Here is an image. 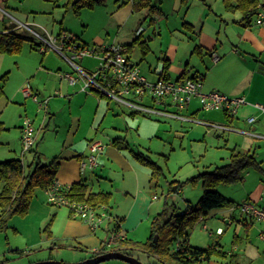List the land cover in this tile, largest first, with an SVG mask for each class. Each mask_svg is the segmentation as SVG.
Masks as SVG:
<instances>
[{
  "label": "crops",
  "instance_id": "obj_1",
  "mask_svg": "<svg viewBox=\"0 0 264 264\" xmlns=\"http://www.w3.org/2000/svg\"><path fill=\"white\" fill-rule=\"evenodd\" d=\"M62 1L58 0L54 4L46 0H0V33L15 32L31 39L24 41L20 52L16 54L0 53V78L5 77V82L3 83L0 79V162L18 159L22 161L25 171H29L35 166L37 157L40 163H42L41 159L45 158V163L43 162L42 164H46L53 158H57L59 166L56 173V181L60 185L70 186L74 183L83 182L87 186L88 192L109 194L110 200L113 197L112 190L116 188V208L112 210L109 200L107 207L111 219L107 220L100 229L91 231L83 222L71 218L68 209L59 208L60 210L55 212L49 208L46 202L45 192L35 188L27 215L23 219L15 217L10 219L7 229L23 232L27 244L30 247L36 246L42 240L40 237V229L43 223L48 221L52 215L53 219H55L54 221L58 220V222L56 226L49 229L50 237H46L49 243L53 244V241L60 240L73 241L78 245V248L83 247L89 253H93L108 241L115 220L120 222L118 230L124 233L126 240L134 241L133 237L136 235L137 227L152 216L154 212H158L159 210V204L156 203L158 197H156L152 190H154L156 184L164 176L162 167L149 157L148 152L150 153V148L147 149L148 152H143L135 149L127 141V130L122 124H118L115 128H113L112 124L108 125L109 127L104 126L109 106L104 99L108 101L111 99L105 95H101L100 97L94 91H91L92 94L82 92L80 90V82L70 85L66 79L60 77L65 73L72 74L73 76L76 74L77 77V73L70 64L51 48H45L44 51H41L40 44L27 32L15 29V22L28 24L42 35L45 34V31L55 37L61 34L67 35L69 37L68 45L89 47L82 40V34L76 35V33L69 31V28L62 27V23H59L60 27L58 30H54L52 27L49 29L41 22L44 15L53 16L55 9L61 6L67 9L70 8L72 11L71 6L68 5V0H65V3H62ZM150 1L157 8V13L154 16H147L145 11L137 13L141 14V19L148 20L149 25L156 26L157 34L162 38L163 36L165 37V48H168L170 41H167L169 36L166 28L168 19L163 18L165 17L163 9L166 6H170L169 10L173 14L180 15L181 30L187 32L186 35L181 34L182 36L178 37V39L183 43H185L184 39L194 43V48H199L195 54L199 57L206 55L210 59L208 67H204L203 70L202 68L196 70L195 68L187 66L182 74L185 73L187 77L194 74L203 75V81H205L203 82L204 92L216 91L229 98L244 97L248 103H264V77L260 76L261 72L258 71L257 65L248 58L240 56L234 45V49L230 54L221 57L216 55L218 48H222L220 35L223 34V37H227L226 30L229 28L237 29L236 35L241 37L240 39L238 38V46L245 44L247 40L255 43L249 32L255 18L249 27L243 26L241 23V13L237 10H226L224 0ZM105 2L106 0L104 1V5L96 6L93 9L83 8L76 16H79L81 11L85 9L94 11L97 7H105ZM230 4L232 6L237 5L234 0ZM259 5H264V0L259 1ZM115 7L111 12L112 24L117 27H124L132 13H136L133 11V1L115 0ZM184 24L190 27H184ZM142 33L138 34L137 30L135 40L139 39L145 42L141 39ZM90 40L94 42V48L108 45L99 34L93 36ZM25 44L28 45L26 48ZM120 45L127 47L128 55L131 59L132 45L129 43ZM180 46L178 45L179 48ZM49 49L56 56H51V53L48 52ZM215 59L216 61H214ZM88 61L89 64L87 65L86 63L85 68H81L78 65V63ZM165 61L167 63L164 64L165 67H163V70H160L157 74L155 70L153 71V74L156 75L154 81L160 77L169 78L166 70V65L169 64L167 57L164 58ZM97 62L98 60L96 58H84L78 60L77 65L87 72H93L96 69ZM229 75H231L230 78L228 77ZM24 85H28L30 92L40 100H47L45 109L37 110L33 100L23 96L21 88ZM81 99L84 101L83 103H88L89 101L94 103L88 109L91 111V117L86 120L80 116L82 106L76 103L77 100ZM94 106L95 110L93 111ZM184 114L210 123L231 126L234 131L227 132V134H212L206 131L203 126H192V124L179 120L161 119L162 122L157 120L158 124L150 127V131L153 128L156 133L155 138L160 143L164 142L162 144V153L166 148L167 150L170 148V153H173L178 147L187 153V156L190 158L197 153L201 155L204 149L200 148V146H207L209 139L213 136L215 139H226L224 148L229 152L228 157L225 158L226 161L222 165L215 167L227 165L231 152L234 150L235 152L252 154L256 161L260 163V168L264 171V156L262 157L264 154L259 151L262 145H264V115L259 114L251 106L246 105L239 109L234 119H230L225 116L223 111H202L197 99L191 102ZM129 116L134 117L137 114L129 111ZM249 117L256 118L253 124L247 122ZM25 119H30L35 128V146L31 152H28L31 153L29 154V159H27L26 153L22 152L21 145L22 125ZM116 120H120V117L118 116ZM123 122H126V120L123 119ZM104 128L108 130V133H106ZM99 131H101V136H105L101 138L105 142L95 139L100 135ZM114 131L115 135L112 134ZM161 133L167 134L174 141H164L162 137H158ZM116 140H124L128 144L129 150H121L114 146L112 143ZM91 141H102L105 145L104 150L97 156L96 168L86 170L82 173L80 171V161L88 156L89 143ZM48 144H53L55 148L51 157H49L47 151ZM162 153L161 156H164L163 158L166 160L168 156H171L170 154L165 156ZM136 154L148 157L160 168L161 176L157 180H152V170L140 163L135 157ZM156 155L160 154L156 153ZM141 167L148 168V172ZM213 168L204 172H210ZM249 169H246L242 173H246L247 178L252 176V174H248ZM255 170L262 178L260 176H253V189L247 192L246 199H243L241 202H248L256 207L263 208L264 177L260 171ZM175 185L176 188L173 191L178 192L181 186H179V183ZM192 191L188 194L191 195L192 199H187L185 195L183 197L185 203L188 204L187 206H195L199 201L203 193L202 181H195ZM220 194L239 205L229 195H226L224 191L220 192ZM193 198L197 200L195 204L191 203L193 202ZM165 206H168L167 202L164 203ZM61 209H66V212H63ZM210 213H212L210 217L216 219L219 216L220 219L218 221L215 220L214 231L209 235L221 237L227 233V230L233 228L232 244L230 251H227L228 253L236 254L242 264H250L253 262L256 264H264L263 221L254 220L240 212H235L232 208L214 209L200 221L204 222ZM217 230H221V234H216ZM215 245L221 247L219 243H215ZM84 254L85 257H80V259L74 262H81L88 259L89 254L87 252ZM61 260L63 261V259Z\"/></svg>",
  "mask_w": 264,
  "mask_h": 264
},
{
  "label": "rangeland",
  "instance_id": "obj_2",
  "mask_svg": "<svg viewBox=\"0 0 264 264\" xmlns=\"http://www.w3.org/2000/svg\"><path fill=\"white\" fill-rule=\"evenodd\" d=\"M62 3H65V0H63ZM167 5H169V3H167ZM115 8V0H106L105 7H97L94 11L85 9L81 11V14L79 16H76L74 15V13H72L70 8L67 9L61 6L58 9H55V13L53 14V16L44 15L41 22L44 23L49 29H51L50 27H52L54 30H58L60 27L59 23H62V27L69 28V31L76 33V35L82 34V40L84 41V43L88 44L89 48L91 49L94 47V42L90 39H92V37L97 34L102 36L105 43L108 44L106 46L129 43L130 45H132L131 60L135 64H138L140 71L148 78V80L151 81H154L156 79V75L153 74V71L155 70L157 74L160 72V70H163V67H165V57H167V59L169 60V64L166 65V70L167 76L170 80H176L182 74L184 69L187 68V66L190 68H195L196 70H199L200 68H202L203 70L204 67H208L210 60L208 56L205 55L199 57L197 54L193 53L194 43L189 42L185 39V43H183L178 39V37L186 35L187 32L181 30V18L179 19L180 15L178 16L176 13L173 14V12L169 10L170 6H166L165 9H163V13L165 15V17L163 18L168 19L166 28L167 34L169 35L167 41H170V45L168 46V48L166 47L167 49L165 48L164 43L165 37L163 36L162 38L159 34H157V30L155 29L156 26L149 25V21L144 20V18L141 19V14L139 13H132V15L130 14L131 17L124 27H117L113 25L111 21V12ZM254 21L255 20H253L252 27L249 29V32L251 33L255 43H252L249 40H244L246 43L238 46V38L240 39L241 37H238L236 35L237 29L229 28L226 30L227 37H223V34L220 35L222 48H218L216 55L218 57H221L223 55L230 54L234 49V45L239 55L248 58L249 60H251V62L256 64L258 67V71L261 72L260 76L264 77V26L255 25ZM140 27L142 29H145V31H143L142 33L143 35L141 38L146 42L148 49L145 55L142 54L139 45L134 44L136 31L139 30L138 28ZM178 45H181L180 48L178 47ZM27 46L28 45L25 44V48ZM48 52L51 53V56H56V54L52 50L49 49ZM86 63L88 65L89 61L85 63H78V65L81 68H85ZM63 64L65 63L63 62ZM65 66L67 65L65 64ZM97 67L98 62L96 68ZM74 77H76V74H74ZM228 77L230 78L231 75H229ZM84 93L92 94L91 91H86ZM104 101L109 104L108 114L104 122V126L109 127L108 125L112 124L113 128H115L118 126V124H122L123 127H125V129L127 130V141L132 144L135 149H139L143 152H148L147 149L150 148V153L148 152L149 157L153 161L157 162L163 169L164 178H161L159 183L154 187V190H152L154 191L153 193L156 195V197H158V201L156 203L159 204V210L158 212H154L152 216L143 221L142 224L137 227L136 235L133 237L134 241L146 243L150 235V223L152 221V218L154 217V215H157V213L162 211L165 202H167V207H171L174 205V207L178 210L187 209L185 207H188V204L185 203L183 197L185 195L187 199H192L191 195L188 194L190 192H193L192 189L194 188V182H187L186 180L196 176L199 173L212 169L215 166H220L226 161L225 158H227L229 155L228 150L224 148L226 139H215V137L212 136V138L209 139L207 146H200V148L204 149V152L201 153V155H199L200 153H197L191 158L187 156V153L183 152L178 147L173 153H170V148H168V150L166 148V150L162 153V144H164V142L160 143L157 138H155L156 133L154 132L153 128L150 131V127L158 124V121L162 122L161 119H150L138 114L137 116L130 117V110L128 108L122 107L115 101H108L107 99H104ZM83 102L84 101L82 99L76 101L77 105L82 106V113L80 114V116H82L83 119L86 120L91 117V111L88 109H90L94 103L92 101H89L88 103ZM35 106L38 110V105L35 104ZM94 110L95 106L93 107V111ZM118 116L120 117V120H116ZM123 119H125L126 122H123ZM192 126L199 125L192 124ZM204 128L206 129V131H209L213 134V131H211V129L209 130L206 127ZM104 130L106 131V133H108L107 129L104 128ZM114 133L115 131L112 132L113 135H115ZM99 134L100 135H98V137L95 139H99L105 142L103 139H101L105 137L101 136V131H99ZM224 134H227V132ZM159 135L158 137H162L164 141L170 142V140H173L167 134L161 133ZM54 149L55 148L53 144L47 145L49 157H51V155L54 153ZM259 151L264 154V145H262ZM156 153L160 155H156ZM161 153L165 156L168 154H170L171 156H168L166 160L163 158L164 156H161ZM29 154L31 153H26L27 159H29ZM263 156L264 155H262V157ZM44 159L45 158L41 159L42 163L45 161ZM141 168L148 172V168ZM249 173L252 174L251 177L247 178L246 173L242 174V181L240 180L228 185L220 184L216 187V190L220 192L224 191V193L226 195H229L231 199H234L236 203L241 204V201L243 199H246L247 192L250 189H253V176H260L253 167L249 169L248 174ZM176 183H179V186H181L179 189L177 188L178 192L173 191V189L176 188ZM115 191L116 188L112 190L113 197L110 200L112 210H115L114 208H116L115 199L117 198V196L115 194ZM195 199L196 198H193V202L191 203L195 204L197 201ZM49 208H51L55 212L60 210L59 208L53 207L51 205H49ZM61 210L63 212H66V209ZM211 215L212 213L209 214L204 222L198 221L192 230H188L190 245L192 247L202 249L213 246L215 245V243H219L224 251H230L234 233L233 228L227 230V233H225L221 237L209 235L213 233L212 231H214V227L216 224L215 220L218 221L220 219L219 216H217L215 219L210 217ZM25 216H16L15 218L23 219ZM54 220L55 219H53V216L51 215L48 221L43 223L40 229V237L42 240L41 243L36 246L30 247L27 244L24 233L21 231L16 232L12 229L0 231V264H33L35 262L47 260L63 262L65 264H74L77 263L74 261L80 259V257H85V252H87L89 256H91V253H89L83 247L78 248V245L73 241L60 240L61 242L53 241V244L49 243L46 238L48 234L44 230L49 224V229L56 226L58 220ZM204 226L206 227V229H204ZM16 249L20 251L19 254L14 252ZM129 253H131L132 257L139 260L142 264H153L156 261L155 258H147V255L136 250H130ZM61 259H63V261ZM101 264L128 263L119 260H110ZM250 264L256 263L253 262Z\"/></svg>",
  "mask_w": 264,
  "mask_h": 264
},
{
  "label": "trees",
  "instance_id": "obj_3",
  "mask_svg": "<svg viewBox=\"0 0 264 264\" xmlns=\"http://www.w3.org/2000/svg\"><path fill=\"white\" fill-rule=\"evenodd\" d=\"M46 1L55 4L58 0ZM104 1L68 0V5L71 6L73 13L78 15L81 9H93L96 6L104 5ZM132 1L133 11L136 13L145 11L147 16L157 13V8L151 4L150 0ZM231 2L232 0H224L225 9L239 11L242 15L241 23L243 26L249 27L257 14L259 1L234 0L236 6H232ZM184 27L190 26L184 24ZM27 39L30 38L15 32L0 33V53L16 54L20 52L24 41ZM32 42L34 43L33 40ZM134 44L139 45L143 55L147 53L148 49L145 42L137 39ZM32 46L34 47V45ZM198 49V47H195L193 52L197 53ZM195 76L196 74L191 77ZM201 76L203 78V75ZM163 78L169 79L167 77ZM185 78L187 76L183 73L178 80ZM0 79L2 83L5 82V77ZM96 93L101 97V94ZM112 144L118 149L129 150V146L124 140H116ZM135 157L140 163L152 170V180L155 181L161 176L160 168L148 157L140 154H136ZM58 166L57 158L42 164L37 157L35 166L29 171H25L22 161L18 159L0 162V231L7 229L8 222L13 217L27 214L35 188L46 191L53 185L56 181ZM251 167L260 171L264 177V171L260 168V163L256 161L252 154L232 150L227 165L215 167L210 172H204L187 180V182L202 181L203 193L195 206H188L184 211H179L174 206H165L159 214L153 217L150 223V236L146 243L125 240L119 242L116 247L110 250H105L101 246L98 252L91 253L89 258H94L109 251H118L132 257L129 253L130 250H136L147 255V258H155L156 261L153 264H242L236 254L228 253L221 247H217V245L202 249L192 247L188 242V230H192L198 221L205 218L214 209L237 208L238 205L221 195L216 187L220 184H231L240 181L242 173ZM64 195L76 202H86L97 210L105 208L108 211L107 205L110 195L88 192V188L83 182L70 185L68 190L64 191ZM49 226L50 224L44 230L47 232L48 237H50ZM154 237H156L155 243L153 242ZM14 252L20 253L19 250Z\"/></svg>",
  "mask_w": 264,
  "mask_h": 264
},
{
  "label": "built area",
  "instance_id": "obj_4",
  "mask_svg": "<svg viewBox=\"0 0 264 264\" xmlns=\"http://www.w3.org/2000/svg\"><path fill=\"white\" fill-rule=\"evenodd\" d=\"M15 24L16 30L27 32L40 44L41 51L51 48L70 64L77 73V77L69 73L60 76L66 79L70 85L80 82L82 92H98L135 114L151 119L179 120L206 127L213 133H226L234 131V129L228 125L210 123L184 114L194 99L198 100L202 111H223L230 119H234L239 109L246 105L264 115V103H248L244 97L229 98L216 91L204 92L203 78L199 74L181 80L160 77L154 82L149 81L141 73L138 65L131 61L125 46L110 45L92 49L81 45L71 46L68 45L69 37L65 34L55 37L45 31V34L42 35L28 24L19 22H15ZM255 24L264 26V5H259ZM142 32L143 29L140 28L138 34ZM84 58H96L98 67L93 72L81 69L77 65V61ZM21 92L24 97L31 98L38 105L39 110L46 108L47 100H40L36 95H33L28 85H24ZM255 120V117H249L247 122L253 124ZM21 145L23 153L31 152L35 146V128L30 119L23 121ZM104 146L102 141L89 143V154L80 161L82 173L96 168L97 156L103 152ZM68 188L69 186L60 185L55 181L48 190L44 191L47 203L53 207L68 209L71 218L83 222L91 231L100 229L107 220L111 219L105 208L97 210L86 202H76L67 198L64 191ZM233 210L254 220L264 222V207L259 208L251 203L243 202ZM119 227V221L115 220L108 241L102 245L105 250H110L116 247L119 242L126 240L124 233L118 230ZM216 232V234H221V230ZM94 252H98V249Z\"/></svg>",
  "mask_w": 264,
  "mask_h": 264
},
{
  "label": "water",
  "instance_id": "obj_5",
  "mask_svg": "<svg viewBox=\"0 0 264 264\" xmlns=\"http://www.w3.org/2000/svg\"><path fill=\"white\" fill-rule=\"evenodd\" d=\"M153 242L154 243L156 242V237H154ZM110 260H119V261L126 262L128 264H142L136 258L125 255L118 251H109L102 255L96 256L94 258H88L84 261L77 262L74 264H101L103 262L110 261ZM33 264H65V263L47 260V261L35 262Z\"/></svg>",
  "mask_w": 264,
  "mask_h": 264
}]
</instances>
